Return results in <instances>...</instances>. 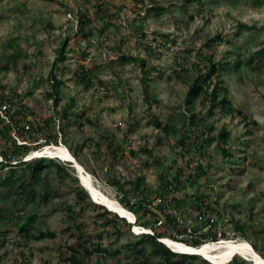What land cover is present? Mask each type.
Here are the masks:
<instances>
[{
    "label": "rangeland",
    "instance_id": "rangeland-1",
    "mask_svg": "<svg viewBox=\"0 0 264 264\" xmlns=\"http://www.w3.org/2000/svg\"><path fill=\"white\" fill-rule=\"evenodd\" d=\"M99 2L110 6L109 15L114 17L109 19L97 14ZM155 2L170 12L158 20L145 18L146 9ZM183 2L152 0L145 7L136 3V0H0V67H6L0 72V84L6 86L7 91L16 90L23 95V102L28 109L42 117L54 116L52 126L56 130L61 126L66 127L68 134L62 136L57 146L68 149L85 171L91 174L94 184L117 201L121 194L110 185L108 179L116 177L124 182L141 177L147 188L155 190L160 184L159 173L174 158L172 145L175 136L172 135L169 142L159 143L161 134L150 122V117L155 115L160 122L166 124L170 121L177 130L181 128L188 84L177 79L176 72L182 71L176 65V58H188L189 71L185 76H191L194 73L192 62L197 59L193 54L188 56L186 50L193 44L195 33L200 39L198 45L206 37L222 35L227 38L216 49L215 61L232 60L239 55L246 57L264 42V6L257 9L243 0H209L195 21L183 23V27L178 29ZM193 8L190 7L195 10ZM80 14H86L93 20L89 26L92 32L89 42L84 41L78 31ZM240 23L250 26L251 31L237 35ZM102 28L108 41L99 43L97 48ZM141 34H145V39L141 38ZM66 39V59L54 71L64 82L60 88V104L55 106L52 100L46 99L51 89L47 78L54 70L59 48ZM173 40L177 43L173 44ZM140 42L151 45L152 49L145 50ZM160 43L163 47L157 53ZM121 55L144 60L145 71L151 78L164 75V80L156 79L152 85L153 105L150 109L143 102L141 79L144 68L141 62L123 65ZM89 58L93 59L92 64L87 61ZM84 64L92 68L91 75H95V82L101 80L109 85L108 97H92L83 85H76L74 72ZM223 79L233 90L237 108L244 111L257 126L251 127L248 132L238 116L217 114L213 118L206 117V108L196 103V112L200 108L202 111L197 114L198 122L203 120V123H210L212 120L215 127H225L230 132L226 147L232 157L221 162L216 154L215 140L206 148L211 158L203 159L205 164L213 166L210 177L215 180L214 186L207 188L211 190L212 203L218 202L223 212L211 231L226 229L233 232L235 236L232 239L247 241L257 248L259 254L264 255V67L249 76L244 75V72L226 70ZM72 99L75 105L71 111L76 115L86 111L91 120L82 128H79L82 120L77 116L74 125L68 122L61 125L62 121L57 116L59 109L70 104ZM213 135L217 136V131ZM125 139H128L127 142ZM88 140L92 141L87 143ZM110 140L124 142L125 149L117 159L108 152ZM33 145L40 149L55 147L52 143L47 145L43 139H37ZM60 161L67 164V161ZM69 164L71 172L79 176L75 165ZM47 176L56 180V169L47 168L43 179H47ZM54 185L57 188L48 205L41 204L38 207L39 218L36 223L43 230L57 232V237L31 240L20 246L19 241H22L15 229L0 227V231L4 232L0 233V264H69L62 262L60 249L65 250L66 245L77 241V236L72 235L70 228L78 224L85 225V232L93 244H98L100 240L97 236H101V244L110 252H122V255L99 260L100 264H123L134 260L137 252L134 254L123 247L129 242L128 232L117 236L112 233L111 227H104L103 220L98 217L102 208L86 205L81 210V205L74 201V183L56 180ZM188 190L194 193L192 189ZM178 193H182V190ZM189 208V204H183L180 210L186 212L185 209ZM71 211L76 214L75 219H71ZM138 218L142 222L148 219L144 214ZM236 224L244 226L245 232H237ZM160 227L158 230L163 229ZM202 232H208V228ZM140 248L147 252L151 250L146 243ZM158 260V256L152 258L153 262ZM91 261L89 264L95 263L96 258ZM203 261L199 257L195 264H203ZM246 264L252 263L246 261Z\"/></svg>",
    "mask_w": 264,
    "mask_h": 264
},
{
    "label": "trees",
    "instance_id": "trees-1",
    "mask_svg": "<svg viewBox=\"0 0 264 264\" xmlns=\"http://www.w3.org/2000/svg\"><path fill=\"white\" fill-rule=\"evenodd\" d=\"M148 1L152 0H136V3L148 7ZM208 1L209 0H184L180 8L182 18L178 21L177 28H182L183 23L188 24L189 22L195 21L196 17L200 16L202 13V9L207 6ZM243 1L245 3L250 2L251 6L257 9L264 6V0ZM105 2L108 3L107 1ZM108 4L112 6L111 3ZM96 7L97 14H102L105 18L109 19L114 17L109 15L108 9L110 6H104L102 2H99ZM190 7H194L193 9L195 10H191ZM169 12L170 10L168 8L155 2L154 4L150 3L144 17H151L158 20ZM77 21L78 31L82 39L89 42L92 36L89 26L93 23V20L86 14H80ZM185 26L187 27V25ZM251 29L250 26L240 23L236 33L239 35L243 31H251ZM105 34V30L102 28L100 30V41L97 44V48L99 43L108 41ZM140 36L143 39L146 37L145 34H141ZM197 38L198 34L195 33L193 44H191L190 49L186 50L188 56L193 54L195 59H197L192 62L194 73H192L191 76H185L189 71L187 70V64L189 63L188 58H176V65L182 71L181 73L176 72L177 79L188 84V92L183 107L184 110L181 114L183 117L181 128L177 130L175 125H172L170 121L164 124L160 122L155 115L150 117V122L155 125L158 133L161 134L158 140L159 143L163 141L169 142L172 138L171 136H175V142L172 145L174 158L171 163L168 162L166 169L159 173L158 177L160 179V184L158 188L153 191L147 188L141 177L124 182H121L116 177L108 179L110 185L123 194L124 206L131 210H135L138 216L144 214V216L148 218L146 222H142L138 219V225L146 228H153L152 224L158 221V218H156L146 206H143V204L147 202V198H150V201H152L161 194L169 193L172 188L175 189L177 187L184 190L186 189V192L172 203L176 209H180L183 204H189L190 210L197 209L200 211V209H202L200 206H203L214 211L218 217L223 215L219 207L220 204L218 202L212 203L211 190L207 189L214 186L213 183L215 180L210 177L213 166L212 164L211 166L205 164L203 159L211 158L206 148L215 140L217 141L216 154L218 155V159L221 160V162L230 159L232 154L229 152V148L226 147L230 138V132L225 127H220L218 129L215 127V123L212 120L210 123H203V120L198 122L197 114L202 113V111L200 108V111L196 112V103L203 104L202 106L206 108V117L213 118L217 114L230 117L238 116L248 132L251 127L257 126L254 120L249 119L244 111L237 108L233 90L230 86L225 84L223 73L228 70L229 72L235 73L244 72V75L249 76L255 71L260 70V68H263L264 42H261L260 47L253 50L246 57L239 55L232 60L215 61L216 49L226 41L227 38L222 35L206 37L203 42L201 41V45H198L200 39ZM67 40L68 39L62 42L56 63L54 64V70L49 73L47 78L51 89L48 91L46 99L52 100L55 106L60 104V88L64 85V82L56 76L54 71L58 67V64L64 62L66 59L65 47L67 45ZM172 43L175 44L177 42L173 40ZM89 45L94 47L93 44ZM140 45H142L145 50L152 49V46L149 44L144 45L140 42ZM162 47L160 43L157 53H159ZM16 58L17 56H15V59ZM120 61L123 65L131 62H141V67L144 68L142 72L143 77L141 79L143 102H145L148 105V109H150L153 105L151 96L152 85L155 83L156 79L164 80V75L160 74L158 78H151L148 76V72L145 71V61L138 57L121 55ZM89 63H93L92 58H90ZM2 69L4 70L6 67H0V72ZM91 69L92 68L88 67L87 64L81 65L79 69H76L74 72L76 85H83L84 88L91 93L92 97L97 95H99L100 98L108 97L109 85L101 80L95 82L96 78L95 75H91ZM61 70H63V68ZM113 86L116 89L115 84H113ZM23 97L24 96L17 93L16 90L7 91L6 86L0 84V170L3 172H0V227H4L3 229H15L17 237L22 241H19L20 246L23 245V242L31 240L42 241L45 238L55 239L57 237V232L49 229L43 230L37 225L36 222L39 218L38 207L41 204L48 205L50 199L53 198L57 188V185H54V181L66 180L74 183V201L78 205H81V210H84L86 205L102 208V213L98 214V217L103 220L102 223L104 227H111L112 233L117 236L128 232L129 242L123 247L134 254L137 252V254L133 261H127L123 264H195L196 260L199 258L198 256L174 253L158 241V238L164 236L176 239L172 233L168 234L165 227L156 230L154 236L148 234L136 236L131 232L132 226L124 219L119 218L116 214L108 211L104 207L94 204L87 191L79 184L77 177L69 169V163H65V165L60 160L51 158L25 160L26 156L31 151L40 149V147L33 145L37 139H43L47 145L52 143V145L57 146L62 136L68 134V130L63 126L56 130L52 126L55 117H42V115L38 114L36 111L28 109L25 102H23ZM5 105H9V108L2 110V107ZM74 105L75 103L72 99L70 104L59 109L57 116L60 118L59 120L62 121L61 125L65 122L74 125L76 122L75 116H77L82 120L79 127L82 128L86 122H90L91 120L86 111H82L78 113V115L72 112L71 109ZM27 125L29 126L28 129H26ZM216 131L217 136H214L213 134ZM114 140H110L108 152L114 159H117L118 155L121 154L125 148L124 142L116 143V140ZM127 140L128 139H125L124 141L127 142ZM29 141L31 142L30 144ZM90 141L92 140H88L87 143ZM132 153L135 154V152ZM150 153L152 154V152ZM215 162H217V160ZM163 163L164 162L161 160V164ZM47 168L56 169V180L53 181L50 176H47V179H43V173ZM188 189H192L194 193H190ZM132 196L139 199L135 208H133L134 206H131L129 202V198ZM69 209L71 210L72 208L70 207ZM162 210L165 213L167 212L166 209ZM70 217L71 219H75L76 214L71 211ZM168 219L169 225L179 229V224L176 219L170 218V216H168ZM232 220H234L233 217ZM206 224L208 225V223ZM206 224H204V226ZM216 224L217 223L211 224V226L214 227ZM204 226L203 224L196 225L192 228V233L201 231ZM85 229L86 227L83 224H78L74 228H70V231L73 232L72 235L77 236V241L74 244L66 245L65 250L60 249L62 262H69V264H89L92 262V258H96V262L93 264H100L99 260L106 259L108 256H115L117 254L122 255L120 250L110 252L106 246H103L101 244L103 239L101 236H97L100 240L99 243L96 245L93 244L91 242V237L88 236ZM0 230H2V228H0ZM184 230L187 231V229ZM235 230L237 232H245L244 226H239L238 224L235 225ZM0 233L4 234L3 231H0ZM216 237V232L209 230L208 233L201 232L200 239L197 241H184L187 244L196 246L202 243L203 240H214ZM145 243L149 244L151 247L149 252H147L146 249L140 248ZM254 249L257 252V248L254 247ZM155 256L159 257L157 262L152 261V258ZM261 256L264 257V255ZM140 258L142 259L141 261H139ZM203 264L210 263L203 261ZM232 264H246V261L235 257Z\"/></svg>",
    "mask_w": 264,
    "mask_h": 264
},
{
    "label": "bare ground",
    "instance_id": "bare-ground-1",
    "mask_svg": "<svg viewBox=\"0 0 264 264\" xmlns=\"http://www.w3.org/2000/svg\"><path fill=\"white\" fill-rule=\"evenodd\" d=\"M47 156L52 158H60L64 161H72L77 166L78 174L83 186L89 191L93 198L101 205L109 208L112 212L120 214L121 216L134 221L133 214L119 204L114 198L105 194L93 182L90 173L85 171L75 157L65 147L55 146L44 148L41 151H33L32 157ZM136 231H143L141 228H135ZM165 243L174 251L179 253L197 254L206 257L212 263L226 264L235 256H241L252 264H264V257H262L253 246L244 240H227L220 242H208L198 247L188 246L181 242H176L170 238H164Z\"/></svg>",
    "mask_w": 264,
    "mask_h": 264
},
{
    "label": "built area",
    "instance_id": "built-area-1",
    "mask_svg": "<svg viewBox=\"0 0 264 264\" xmlns=\"http://www.w3.org/2000/svg\"><path fill=\"white\" fill-rule=\"evenodd\" d=\"M8 108L9 105H5L2 107V110ZM28 128L29 126L27 125L26 129ZM179 190L182 189L178 188L177 190V188L175 189L172 188L169 191V193L161 194L160 196L156 197L153 201L146 202L144 206H146L154 214V216L158 218V221L155 224L156 227H160L163 225L162 227H165L168 232L171 231L172 235L175 236L176 239L180 241H184V240L197 241L198 239H200V233L205 228H208V232H209V230L213 228L211 224L218 223L219 217L214 211L203 206H200L202 207L200 211H198L197 209H193V210L185 209L186 212H183L180 209H176L172 203L175 200L179 199L184 192L182 190V193L179 194L178 193ZM131 202H134V199H132ZM162 209H166L167 212L165 213ZM166 214L170 216V218L176 219V221L179 224L178 225L179 229L173 228L172 225H169V219ZM194 222L198 224L193 225L192 223ZM206 223H208V225ZM201 224H203V226L204 224L206 225L203 227L201 231L197 233H192V228L195 227L196 225H201ZM184 229H187V231H185ZM216 234L217 237L214 240H217V242H220L222 241V239L225 238L227 240H235L232 239L235 236V234L233 232L227 231L226 229H221L217 231ZM205 241L206 240H203V242ZM209 241H213V240L209 239L206 242Z\"/></svg>",
    "mask_w": 264,
    "mask_h": 264
},
{
    "label": "clouds",
    "instance_id": "clouds-1",
    "mask_svg": "<svg viewBox=\"0 0 264 264\" xmlns=\"http://www.w3.org/2000/svg\"><path fill=\"white\" fill-rule=\"evenodd\" d=\"M77 25H78V21H77ZM87 61H89L90 62V58H89V60H87ZM20 142V141H19ZM47 147V146H46ZM41 150H43V149H38V150H33V151H41ZM33 151H31L27 156H26V158H25V160H32V159H34V158H51V159H59V160H62V159H60V158H52V157H47V156H38V157H32L31 158V153L33 152ZM63 161V160H62ZM67 163H71V164H73V165H75V163H73L72 161H67ZM75 167V169L77 170V172H78V169L76 168V166H74ZM83 167V166H82ZM78 178L77 179H79V184L87 191V193L89 194V197H90V199H91V201L94 203V204H96V205H98V206H101V207H104L105 209H107L108 211H110V212H112L109 208H107V207H105V206H103V205H101L100 203H98L94 198H93V196H92V194L90 193L91 191L89 190H87L84 186H83V184H82V182H81V180H80V177L79 176H77ZM119 180V179H118ZM127 181H130V180H127ZM115 188V187H114ZM179 189H182V188H179ZM115 190L117 191V193H120V191H118V189H116L115 188ZM152 191H153V189H151ZM177 190H178V187H177ZM184 192H186V189L184 190V189H182ZM184 192H183V194H184ZM121 194V196H120V198H119V201H117L119 204H121L124 208H126L127 210H129L132 214H133V216H134V221H131V220H129L128 218H125V217H123V216H121L120 214H117V213H115V212H112V213H114V214H116L119 218H121V219H124L128 224H130L132 227H131V232L134 234V235H136V236H141V235H144V234H148V235H151V236H154V234H155V232H154V230H158L159 228L158 227H156L155 226V224H156V222L157 221H155L154 223H153V225H154V227L153 228H151V227H149V228H146V227H143V226H140V225H138V215L136 214V212H134V210H131L130 208H128V207H126V206H124L123 205V194L122 193H120ZM133 197V196H132ZM132 197H130L128 200H129V202H130V204H131V206L133 205L134 207L133 208H135V205L136 204H138V202H139V199L138 198H136L135 196H134V198H132ZM132 199H134V202H131V200ZM127 200V199H126ZM151 199L150 198H147V202H149ZM153 201V200H152ZM151 202V201H150ZM143 206H144V204H143ZM135 228H141L143 231H136L135 230ZM160 228H162V227H160ZM164 238H170L169 236H164V237H162V238H158V241L160 242V243H162V244H164L167 248H169L172 252H174V253H179V252H176V251H174L171 247H169L168 245H167V243H165V241H164ZM170 239H172V240H174V241H176V242H181V243H183V244H186V245H188V246H192V247H198V246H200V245H202V244H205V243H208V242H202V243H199V245H196V246H194V245H192V244H187V243H185V241H180V240H178V239H173V238H170ZM227 241V239L225 238V239H222V241ZM209 242H217V240H213V241H209ZM218 243V242H217ZM254 248V247H253ZM180 254H185V253H180ZM186 255H192V256H198V257H201V258H203L205 261H207L208 263H210V264H215V263H212L210 260H208L206 257H204V256H202V255H197V254H187L186 253ZM235 257H237V256H235ZM234 257V258H235ZM239 257H241V256H239ZM234 258H232L229 262H227L226 264H229L230 262H232L233 261V259ZM243 258V257H242ZM244 259V258H243ZM244 260H246V259H244ZM247 261V260H246Z\"/></svg>",
    "mask_w": 264,
    "mask_h": 264
},
{
    "label": "water",
    "instance_id": "water-1",
    "mask_svg": "<svg viewBox=\"0 0 264 264\" xmlns=\"http://www.w3.org/2000/svg\"><path fill=\"white\" fill-rule=\"evenodd\" d=\"M76 166V165H75ZM77 167V166H76ZM91 193V192H90Z\"/></svg>",
    "mask_w": 264,
    "mask_h": 264
}]
</instances>
